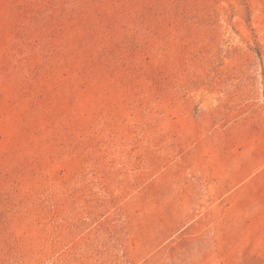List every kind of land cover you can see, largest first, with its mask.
Segmentation results:
<instances>
[{"label": "rangeland", "instance_id": "rangeland-1", "mask_svg": "<svg viewBox=\"0 0 264 264\" xmlns=\"http://www.w3.org/2000/svg\"><path fill=\"white\" fill-rule=\"evenodd\" d=\"M0 264H264V0H0Z\"/></svg>", "mask_w": 264, "mask_h": 264}]
</instances>
